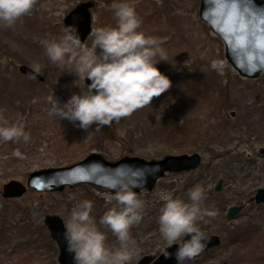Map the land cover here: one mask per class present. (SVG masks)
I'll return each mask as SVG.
<instances>
[{"label": "rangeland", "instance_id": "374dc122", "mask_svg": "<svg viewBox=\"0 0 264 264\" xmlns=\"http://www.w3.org/2000/svg\"><path fill=\"white\" fill-rule=\"evenodd\" d=\"M84 2L94 3L92 28L116 27L112 4L134 6L141 21L138 31L157 38L166 52L167 61L156 67L172 82L151 105L111 127L97 131L93 125L87 133L48 115L49 96L63 103L73 93H86L88 85L69 74L67 65L53 64L40 43L63 37L65 19ZM200 5L201 0H37L14 26L0 24V116L9 125L22 124L29 134L26 143L0 141V264H60L45 218L59 216L66 224L84 200L93 203L91 216L106 235L105 245L119 247L99 223L116 206L109 190L82 184L56 193L30 191L20 199L2 197L9 181L26 184L31 173L69 167L93 153L109 162L195 153L202 157L198 169L167 173L152 191L137 193L143 218L130 229V248L136 254L129 264L157 258L170 247L159 232L160 195L171 193L189 202L187 193L196 185L205 189L201 207L216 212L197 227L219 236L221 244L184 264H264V204L249 205L235 220H227L231 208L264 188V74L248 79L232 67L223 40L201 19ZM92 41L90 35L81 44L90 48ZM21 65H39L44 82L21 75Z\"/></svg>", "mask_w": 264, "mask_h": 264}, {"label": "clouds", "instance_id": "9594fccd", "mask_svg": "<svg viewBox=\"0 0 264 264\" xmlns=\"http://www.w3.org/2000/svg\"><path fill=\"white\" fill-rule=\"evenodd\" d=\"M37 0H0V24L12 27L29 15ZM116 27L92 30V46L81 44L75 28H65L59 40H41L49 60L61 68L68 66L69 74L76 79L88 80L86 93H73L61 103L54 94L48 97V115L59 121L67 120L88 132L96 126L111 127L113 122L130 117L137 110L152 104L172 87L171 80L156 67L168 57L157 38L145 36L138 29L141 21L134 6L129 3L112 4ZM159 56V60L157 57ZM40 66H34L39 73ZM35 103V101H33ZM26 143L29 134L22 124H11L0 116V141ZM18 155L19 153H15ZM115 195L110 200L116 206L106 211L100 225L117 238L118 248L105 245L106 235L101 232L91 212L93 203L84 200L70 213L65 227L68 252L75 264H129L136 252L130 248V229L142 220L143 201L138 199L128 184H113ZM189 202L162 193L159 209V232L163 241L171 246L179 242L176 251L178 264L197 257L206 248L209 237L197 227L204 217L214 218L215 211L201 207L206 199L205 189L196 185L189 189ZM190 236L186 240L183 237Z\"/></svg>", "mask_w": 264, "mask_h": 264}, {"label": "water", "instance_id": "95a60500", "mask_svg": "<svg viewBox=\"0 0 264 264\" xmlns=\"http://www.w3.org/2000/svg\"><path fill=\"white\" fill-rule=\"evenodd\" d=\"M93 6V2L81 3L65 19V27L75 28L81 43H85L92 35ZM200 17L212 32L223 40L227 60L242 77L256 79L264 74V48L258 47L264 39V23H261L264 21V0H201ZM19 72L39 82L45 80L27 65H21ZM86 83L89 85L91 81L86 80ZM260 152L264 155V149ZM201 163L202 157L198 153L166 156L158 161L125 157L118 162H109L101 154L93 153L69 167L31 173L26 184L17 180L9 181L3 186L2 197L19 199L31 190L38 193L63 192L67 187L73 188L82 184L109 190L113 195V184H128L137 194L143 189L152 191L167 173L196 170ZM222 185L223 180H220L216 191H221ZM250 202L264 204V188L260 189ZM242 210L243 206L231 208L228 212V222L239 217ZM45 225L59 248L60 264H75L73 255L67 250L64 221L59 216L47 215ZM203 233L209 237L206 248L194 259L185 261H193L202 253L220 246L219 236ZM190 238L187 236L185 239ZM178 247L179 244L168 247L157 258L146 256L138 264H178L175 256Z\"/></svg>", "mask_w": 264, "mask_h": 264}, {"label": "flooded vegetation", "instance_id": "af4514ba", "mask_svg": "<svg viewBox=\"0 0 264 264\" xmlns=\"http://www.w3.org/2000/svg\"><path fill=\"white\" fill-rule=\"evenodd\" d=\"M20 67V66H19ZM18 70H19V68H18ZM165 177V176H164ZM259 191V190H258ZM257 191V192H258ZM30 192V191H29ZM28 192V193H29ZM27 193V194H28ZM256 195H257V193H256ZM256 195H254L253 197H251V198H249L248 200H247V202L245 203V204H243V205H241V206H243V210L241 211V213H240V215L243 213V211L245 210V208L247 207V206H249V205H255V206H259V205H263V204H257L256 202H250V199H252V198H255V196ZM25 196V195H24ZM23 196V197H24ZM20 199V198H19ZM50 236H51V234H50ZM51 239H52V237H51ZM53 241V240H52ZM56 244V243H55Z\"/></svg>", "mask_w": 264, "mask_h": 264}, {"label": "snow or ice", "instance_id": "6c2138e0", "mask_svg": "<svg viewBox=\"0 0 264 264\" xmlns=\"http://www.w3.org/2000/svg\"><path fill=\"white\" fill-rule=\"evenodd\" d=\"M261 23H264V21H261ZM258 47L264 48V39L261 40V42L259 43Z\"/></svg>", "mask_w": 264, "mask_h": 264}]
</instances>
